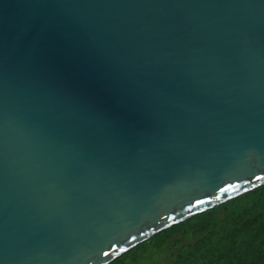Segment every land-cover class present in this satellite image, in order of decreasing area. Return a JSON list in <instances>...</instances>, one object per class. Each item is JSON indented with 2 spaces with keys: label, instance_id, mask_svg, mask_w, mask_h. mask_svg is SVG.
<instances>
[{
  "label": "water",
  "instance_id": "water-1",
  "mask_svg": "<svg viewBox=\"0 0 264 264\" xmlns=\"http://www.w3.org/2000/svg\"><path fill=\"white\" fill-rule=\"evenodd\" d=\"M264 184V0H0V264H107Z\"/></svg>",
  "mask_w": 264,
  "mask_h": 264
},
{
  "label": "trees",
  "instance_id": "trees-1",
  "mask_svg": "<svg viewBox=\"0 0 264 264\" xmlns=\"http://www.w3.org/2000/svg\"><path fill=\"white\" fill-rule=\"evenodd\" d=\"M107 264H264V184L166 227Z\"/></svg>",
  "mask_w": 264,
  "mask_h": 264
}]
</instances>
